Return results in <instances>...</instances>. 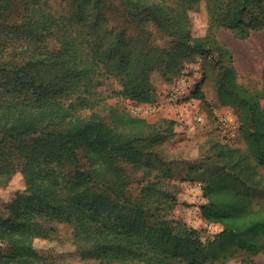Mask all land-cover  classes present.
Listing matches in <instances>:
<instances>
[{"label": "trees", "instance_id": "16d2710c", "mask_svg": "<svg viewBox=\"0 0 264 264\" xmlns=\"http://www.w3.org/2000/svg\"><path fill=\"white\" fill-rule=\"evenodd\" d=\"M62 1L55 9L51 0H0V186L18 173L25 183L0 208V264H66L33 248L53 238L54 222L73 228L83 261L99 264H207L227 258L229 246L259 252L264 207L246 194L264 184V109L232 66L218 92L223 104L236 97L248 150L211 140L192 166L207 184L203 217L223 227L207 246L169 215L175 196L162 176L171 167L157 147L175 121L168 133L138 117L109 124L91 96L106 76L122 98L154 101V71L171 81L186 61L222 53L213 37L193 36L191 11L204 2L210 27L248 38L264 30V0ZM112 9L136 34L111 19ZM193 96L205 100L202 86Z\"/></svg>", "mask_w": 264, "mask_h": 264}, {"label": "rangeland", "instance_id": "374dc122", "mask_svg": "<svg viewBox=\"0 0 264 264\" xmlns=\"http://www.w3.org/2000/svg\"><path fill=\"white\" fill-rule=\"evenodd\" d=\"M51 2L55 9H59L63 1L51 0ZM110 17L118 21L119 26H128L129 35L136 34L135 27L126 24L125 22L129 21L116 9H112ZM190 17L193 23V36L213 37L222 47L221 54L216 52L210 58L198 56L186 61L181 71L171 81H167L159 71H154L151 79L155 99L150 103H138L117 95L115 92L120 89L118 81L106 76H99L102 84L95 88L91 98L94 111L102 114L109 124L118 122V125H122L126 117H138L146 119L168 133L166 129L169 122L175 121L174 135L157 147L158 153L169 161L167 163L171 167V170L162 176V182L175 196L169 215L172 219L183 221L197 229L200 232V241L207 246L214 241L211 237L219 234L223 227L219 225L217 229L209 232L202 224L197 223L195 227L192 226L191 216L209 201L206 195L207 184L199 178V174L192 166L202 162L209 152L211 140L228 142L233 148L247 152L248 145L243 135L239 134L236 97H226L230 103L223 104L218 92V82L224 71L232 66L236 73V83L241 88L257 94L260 106L264 109V30L253 32L248 38H241L229 29L210 27L204 2L198 10L190 12ZM149 29L156 41L154 43L163 44L158 30L152 25ZM182 77L187 80L184 84L180 83ZM198 86H202L204 101L193 96ZM199 113L207 117L206 124L194 120ZM226 115H232L239 124L235 134L228 127L221 125L219 119ZM219 126L225 129L221 133L217 130ZM226 134L231 139L224 138L223 135ZM252 162L251 157H246L245 163ZM258 171L264 177V166ZM241 188L246 190V187ZM24 190L25 183L20 173L9 182L3 183L0 186V208L2 209L5 203L13 200L17 193ZM246 196L248 200L256 202L257 208L264 207V184L252 189ZM49 225L55 230L53 238L35 239L33 248L36 253L66 264H99L94 260L87 262L81 259L73 244L72 227L59 222ZM260 239L259 252L229 246L227 249L229 251L226 253L228 259L221 257L214 263L207 264H246L247 260L251 259L256 264H264V233H260Z\"/></svg>", "mask_w": 264, "mask_h": 264}, {"label": "built area", "instance_id": "2783aa9c", "mask_svg": "<svg viewBox=\"0 0 264 264\" xmlns=\"http://www.w3.org/2000/svg\"><path fill=\"white\" fill-rule=\"evenodd\" d=\"M184 77V76H183ZM182 77V79L180 80V83L184 84L187 82V80H185L184 78ZM194 120L200 124H206L207 122V117L204 116L203 114H197L195 117H194ZM220 122H221V125L222 126H225V127H228L229 130L231 132H233V134H235L237 131H238V128H239V124L238 122L234 119V117L232 115H226V117H222L219 119ZM221 130H225L224 127H221ZM194 215V216H193ZM191 216L192 220H193V224L192 226L195 227V224H202L203 228L204 229H207L209 232L217 229L219 227V224H216V223H213V222H210L208 220H206L203 215H202V210L200 208H198V210L195 212V214H193ZM218 234V233H217ZM215 234L214 236L211 237V240H215L216 238V235Z\"/></svg>", "mask_w": 264, "mask_h": 264}]
</instances>
